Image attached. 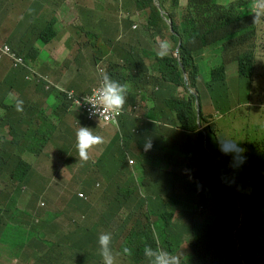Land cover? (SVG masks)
<instances>
[{
	"label": "rangeland",
	"instance_id": "rangeland-1",
	"mask_svg": "<svg viewBox=\"0 0 264 264\" xmlns=\"http://www.w3.org/2000/svg\"><path fill=\"white\" fill-rule=\"evenodd\" d=\"M30 1L31 0H9L12 4L2 6L1 11L4 13V19L0 21V30H3V33H7V31L11 30L16 35L17 28L14 25L20 23V26L23 28L28 27L29 31V18L24 14L26 9H31L34 15L42 17L44 25H51L55 32L51 41L46 44H43V42L35 43L39 46L42 45L40 47V56L43 55L44 50L46 52L43 60L37 65V69L41 73L49 71L47 60L50 61V65L57 68L58 73L62 74L63 72H67L68 69L63 68L64 60H66V55L63 50L68 48V46L70 50H79L80 55L83 51L85 54H89V60L86 61L83 66L81 60L79 61L76 58H70L73 61L71 63L70 60H68L70 66L79 71L88 68L91 70L96 65L94 60L98 63L100 60L105 61L104 58H101L99 49L111 46L110 44L114 45L112 47L113 49H116V41L119 45L137 48V50H140V55H142L143 59H146V50H154L157 52L159 41L167 40L170 42L171 51L169 54L171 55L176 46L175 41L169 36L166 25L162 22L158 21V26L162 33L159 40L157 36H154L155 32L153 30H157V27H146V15L141 12L131 0H120V5L114 9V14L117 16V19H115V15L109 10L110 8L106 6V0L102 2H100V0H90V5L88 7H84L80 0H70V7L74 5L75 12L74 14L70 12L68 18L60 15L67 7L57 4L55 0H44L43 3L33 4L30 3ZM117 1L118 0H113L114 4ZM181 1L183 3L181 9L185 11L186 0ZM222 1L225 3L229 2L226 0ZM230 1L235 3L241 2V0ZM261 3L262 0H255L252 5L256 16L259 15V22L255 23L253 34L247 38L243 46H232L225 62L226 65H235V62L231 59V54L244 50L252 52L256 63L254 78L257 83L263 85L262 94H264V7L259 6ZM165 4L167 7L171 5ZM8 10H13L15 14H8ZM94 13L97 19L93 21ZM100 18H105L107 21L101 23L98 21ZM249 18L250 12L246 9L242 16V22L247 23ZM5 19H10L12 21H6ZM67 22L68 24H66ZM108 22H113V25H109V28ZM134 24L137 25L135 29L132 28ZM77 26H84V29L89 31V34L85 35L83 40L89 41L95 36L92 38L95 46L90 45L87 47L86 45H82V49H80L79 44L73 42L72 30ZM22 27L20 28L23 30ZM38 32L39 30H36V33ZM29 34L30 33L27 35ZM43 45H46L44 50ZM213 56L214 55L210 56V52L207 48H202L199 51V55L196 57V63L198 65L196 81L199 86L194 85V91L189 89V93L194 97L196 109H199L200 104L204 115L203 120L199 123L203 124L204 122H208L213 125L217 137L222 140L235 138L236 141L242 144L252 146L250 151H257L255 136L264 135V97H256V101L254 103L252 102L250 105V98L253 97V87H255V84L252 82V86H249L247 79L241 78L237 72V68L232 66L229 67V74L233 81L225 85L223 92H219L217 86L214 84L210 86L207 84V86H205V74L201 69L202 60H206V63L212 66ZM154 60L153 58L150 59L152 62ZM5 64V69L2 71L3 74H5L6 69L9 67L8 63ZM166 72L170 73L171 69L166 68ZM134 73L139 74L140 70L135 69ZM99 74V71H93L92 78H97ZM44 75L45 74L40 75L39 79L34 81L26 91L32 94V92H40L43 88L50 87L51 83L47 82V78ZM77 75V73H74L72 79H70V76L67 77V84L70 87L76 86L74 83L78 82ZM206 81L207 80H205V82ZM135 82L136 84L128 82V86L130 94L134 95L137 99L140 98V96H144L146 93H151L160 100L165 99V94H167L169 98L179 95V87L175 84H172L170 86V91L165 93L163 89L157 90V88L160 87L159 85L153 84L151 87L141 88L139 87L140 81ZM18 83L19 80H16L13 83V88H16ZM96 86L97 84L92 85V87ZM180 93H182L183 97H186L188 95L186 87H183ZM40 94L41 96H45L43 93ZM6 97H8V95ZM148 97L151 98L150 95H148ZM224 100H228L227 105H224ZM149 101L155 104L154 99ZM55 104H58L57 97ZM62 105L60 104L55 111H52L51 108L53 107L51 106L50 108V105H48V109H46V111L42 110L40 115L51 116L54 124L60 121L65 122L64 117L66 115L70 116V111H63ZM248 112L254 114V116L250 115ZM34 116L41 118L37 115ZM128 117L129 114H126L125 118ZM174 117H177L176 114ZM5 121V109H0V157L8 161L9 168L13 167L14 161L17 158L22 157L25 162L32 166L33 171L31 172V180L26 185L31 186L29 187L30 192L40 195V206L42 208L45 207L64 213L51 222L49 230L45 231L46 236L57 239L63 234L69 233L72 229L80 230L83 233L87 232L91 226V222L87 220V217L80 212L70 213V210L62 203V200L70 199V195L77 189H70V192H67L66 183H61L62 177L59 175L60 171H57L58 173L56 172V168H62L64 165H67L72 158L77 156L75 149L76 131L79 127L84 126L76 120H73L68 127L64 141H53L51 147L45 148V153L41 155V158H47L46 156L50 155V167H48L45 165V161L37 160L35 154L32 152V147L28 151L22 139L11 141ZM169 125V127H163L162 125L154 127L152 134L148 137L146 136L141 141V148L136 146L135 140L131 138L125 139L123 131H119V160L125 163L128 157H132L136 161V164L132 166L134 169L132 173L133 184L122 185L121 188L124 189V191H129L131 194L146 196L147 201L142 200L138 203V206L140 208L145 207L147 215L159 220L158 224H160L162 228L166 226L165 234L163 232L158 233L156 229L152 228L154 236L158 241V245L155 249L175 251L179 255L185 257V264H195L192 257L188 255V245L194 240V229L191 220L195 213V199L203 197L206 194V180L212 179V169L211 165H209L206 174L197 173L195 175L196 166L194 165V151L199 145H202L206 149L210 159L212 153L204 144L206 136L203 134V131L198 129H186L179 121L170 123ZM40 128L44 131L46 125L41 123ZM91 129L93 133L99 132L98 127H93ZM140 130L142 133L146 130L149 131V124L147 121H141ZM146 139H150L152 143V148L148 151L144 150ZM185 149H189L190 153L187 154L184 152ZM36 171H40L45 175L47 191H38L33 185V174ZM67 172H69V170H67ZM187 173H190V175L187 176ZM150 179L154 180V184L157 187L156 194H152L156 192V189L150 188L149 184H144L145 191L148 193L144 191L141 185L142 182ZM136 180L137 183L135 182ZM22 189H25V186H22ZM22 189L17 182V178L10 177L8 170L3 169L0 171V214L4 211L12 213L16 210L18 214L22 213L21 218L24 220L19 225L9 222L6 228L2 230L0 234V261H2L5 254L3 250L4 246H6L7 253L11 258L14 256L16 259L23 260V251L30 237L35 232V215H31L29 212L23 213V210L29 202L27 196H24L22 202H17V196L22 195ZM121 194L124 193L122 192ZM100 195L101 191H98L93 194V197L98 198ZM79 198L81 197L79 196ZM82 199H86V196L84 195ZM150 199L158 200L157 204L160 206L161 215L155 216L152 214V209L149 204ZM259 202H261V200L257 201V203ZM81 205L91 214L92 222L96 225L98 231V237L101 233H105L104 229L97 224L98 221L105 220L102 216L107 210L105 203L101 199H98L92 204L91 209L87 207V204ZM130 211H133V208H131ZM15 223L17 222L15 221ZM152 223H154V221H152ZM180 226L185 227L184 231H178ZM170 229L175 231L173 235H170ZM83 254L84 250L78 248L73 253V256L79 258V256ZM136 254L141 261L140 264H149L148 259L144 256V247L140 248ZM125 255L127 259L129 258L131 260V258L134 257V252H132L131 255ZM3 264H5V262H3ZM115 264L126 263L122 257L115 256Z\"/></svg>",
	"mask_w": 264,
	"mask_h": 264
},
{
	"label": "clouds",
	"instance_id": "clouds-1",
	"mask_svg": "<svg viewBox=\"0 0 264 264\" xmlns=\"http://www.w3.org/2000/svg\"><path fill=\"white\" fill-rule=\"evenodd\" d=\"M157 2L161 5L162 9L164 10V15H162L157 5ZM254 2L255 0H241L240 3H236V9L234 13H235V23L237 26V30L229 31L222 27H219L220 34L218 37L214 39L217 43L222 44L224 42V39L229 38L234 42L236 46L238 45L243 46L245 44L247 38L254 32L255 23L259 22V15L256 16L255 11H253L252 5ZM154 3L159 9L161 17L168 25L167 28L168 32H172L173 34L177 35L178 33L174 30L173 21L172 18L170 17L169 12L166 9H164L160 0H154ZM10 4L12 3L9 2V0H0V10L2 6L10 5ZM187 4H188V0H186L185 3L186 7ZM182 5L183 3L180 0L181 11H182L181 9ZM259 6L264 7V0H262V3ZM246 9L250 12L249 21L247 23H244L243 25H240L239 24L240 13L242 10L245 11ZM140 11L143 12L142 10ZM143 13L145 14V12ZM5 20L12 21L10 19H5ZM168 20L171 21L172 26H170ZM146 27L152 28L148 26L147 21H146ZM132 28L133 29L137 28V25L136 24L132 25ZM153 31L155 32L154 36H157L159 40V37L161 36L162 33L158 35L156 32L157 30H153ZM94 37L95 36H93L92 38ZM200 38L202 37H200V33L198 31H191L190 34L187 36L186 40L190 45L197 46L204 41L202 40L198 42ZM181 43L182 40L179 39L177 45L175 46V49L173 50V54L171 55L169 54V52L171 51L170 42L167 40L159 41L157 52L154 50L151 51L146 50V59H143L142 55L141 57L144 60L143 62L144 67L148 71H153L156 72L157 74H161V67L157 66V61L160 58H164L165 56H169L171 58H173L174 56L177 57L178 64L183 72L182 76L179 78V81H175L176 82L175 85L179 87V95L177 97L170 98L167 104H162L160 101H158L157 103H159V105L161 106L167 107L169 110L174 112L172 116L173 122H168L167 125L168 127L170 126L169 125L170 123L179 121L178 115L181 114L185 121V125L181 123L183 127L189 130L198 129L200 131H203V134L206 136L204 139V144L210 149L212 153V157L211 159L209 158V155L206 149L204 148V146L199 145L197 147V149L194 151L195 153L194 165L196 166L195 175L197 173L206 174L208 166L211 165L212 176H214L217 159L218 160L221 159L220 155L217 152L218 150H216V148L218 147L225 154L234 153L236 156H238L242 167L244 168V170H246L251 180L254 183H257L259 186L264 187V135L255 136L257 151H250V148H252V146L242 144L241 142L236 141L235 138L232 136L231 137L234 139L230 138V139L222 140L217 137L216 132L213 129V125H211L208 122H204L203 124L199 123L204 118V115L201 110V105L199 104V109L197 110L194 103V97L189 93V89L194 91L195 89L193 88V86L194 85L199 86V84L197 83L196 78H195V84H192L189 78V71L185 69L184 63L181 59V55L179 52ZM41 46L42 45L37 46L38 54L35 60L29 61L28 64L27 61H25V58L22 57L20 59V63L16 68H14L13 72L15 74H18V76L20 77L23 85V92L26 95H28L30 100L32 94L28 93L26 90L34 81H37L39 79L40 75L45 74L44 76H46L47 82L51 83V86L43 88L40 92H34V93L37 94V96L42 97L43 99H45L46 96L48 95L51 96V99L48 100V105H50V108L52 105H56V107L58 108L60 104L61 105L64 104L61 107L65 112L70 111V117L72 118V121L76 120L78 123H81L84 126V127H79L76 132L77 156L71 159L73 165L71 166V168H63V167L59 168L60 170L59 175H61L62 177L61 183L62 182L63 184L66 183V191L70 192V189H77L74 193L70 195V199L62 200V203L67 208H69L71 199L74 200L82 199V197H84L85 195L86 199L83 200L89 201L88 200L89 195L93 196L94 193L101 191L104 185V176L101 172V168L103 165V158L106 152L110 148L116 149L119 152V139H118L119 131H123L125 139L131 138L135 140V144L137 147L139 148L142 147L141 141L143 139L140 138L139 136H135V135L131 136L128 130L122 127L121 125L122 120L124 119L123 107L125 105L126 99L136 98V97L132 94H127L128 87L126 84H120L119 82L112 79L113 77L111 76L112 75L111 70L114 71L118 63L123 61V59L119 57L121 53H118L116 49L112 48L114 45L104 47L102 50L99 49L101 53V58H104L105 61L100 60V62L96 63V65L91 70L88 68L79 71L78 69H75L74 67L70 66L68 71L63 72L62 74L58 73L57 68L55 66L50 65L49 60L46 61L49 66V71L45 73H41L40 71H38L37 65L40 61L43 60L44 55H46V52L44 50L46 45H43L44 53L42 56H40ZM65 50L66 48L63 50V52ZM12 53H13V47L11 42L0 36V60H5V63H7L11 55L14 57ZM229 53L230 52L228 51L222 54L226 69L225 85L233 81V79H231L229 74V67L232 66L234 68H237V72L239 76L241 78H246L249 86H252V82L255 84V87H253L254 88L253 97L250 98V105H251L252 102L254 103L256 101V97H261V96L264 97V94H262L263 85L261 83H257V81L254 78V73L256 70L255 57L252 54V52L246 50L234 53L236 61L243 64L244 68H246L247 70L246 75L241 76V72L239 70L238 64L232 58L233 54H231V59L235 62V65L232 64L226 65L225 60ZM81 54L85 55L86 57V59L82 62V66H83L85 62L89 60V54H85L84 51ZM215 55L216 54H214V56ZM151 58L155 60L152 62L150 61ZM195 64L197 66V71H198V65L196 61ZM214 65L215 62L213 59L212 66ZM212 66L208 64V66H206V68L204 69L203 68L204 64L202 60L201 69L205 74L204 77L205 86H207V81L205 82V80H207V76H208L206 71ZM23 67L28 68L29 72L25 73L24 72L25 69ZM175 69L177 70V68ZM93 71H99L100 74L97 78H92ZM74 73L78 74L77 75L78 82L74 83L76 84V86L70 87L67 84V77L70 76V79H72L74 77ZM177 73H179L178 70ZM182 79L184 80V83ZM93 84H97V86L92 87ZM172 84L174 83L170 82L169 87ZM183 87H186L187 89L188 95L186 97H183L182 93H180ZM223 90L224 89H221L219 90V92H223ZM56 92H60V95L55 96ZM40 93H43L45 96H41ZM148 95H150L151 98H149ZM56 97L58 104H55ZM144 98L155 100L154 95H152L151 93L149 94L146 93L144 96H140V98L138 99H144ZM3 100L4 103H9L10 106H14L13 115L11 116L9 115V113L5 108L6 119L10 116L13 122V130L9 128L12 122L7 123L6 125V127L8 128L7 132L10 135L11 141L22 139L24 141L25 147L29 151V149H31L32 146L28 145L26 136L30 134L32 131H37V130L31 125H28V114L26 110L22 107L23 101H20L17 98V96L12 94H9L8 97H5ZM183 100L185 101L189 100L192 102V104H185L184 106H182V108L179 109L178 107L181 105V103H178V101H183ZM31 102L34 105L41 106V111L42 110L46 111V109H48V106L43 108L42 104H40L39 102L37 103L33 101ZM227 103L228 100H224V105H227ZM134 108H136V105H134ZM51 109L52 111L54 110L53 108ZM78 113L80 114V116L78 115ZM40 114L41 112L35 115L40 116ZM175 114L177 117H174ZM250 115L254 116V114H250ZM134 116L136 115L134 114ZM105 117H111L112 119L107 120L105 119ZM38 120H40V125L41 123H44L46 125V129L44 131H42L40 128V134H46V133L59 134L61 130L65 127V122L62 121L54 124L52 122L51 116L49 115H44L43 117L38 118ZM193 124L197 125L196 129H191L188 127V126H192ZM93 127H98L99 132L93 133V130L91 129ZM133 131L137 132V130L135 129H133ZM103 132H106L108 134V138H109L108 140H106L105 137L103 136L102 134ZM37 134L40 135L38 132ZM103 143L105 144L102 146L101 151L96 152L94 156H92L93 149L96 146L102 145ZM151 148H152L151 140L146 139L144 143V150L148 151ZM184 152L188 154L190 153V150L185 149ZM20 159L23 160L22 157ZM81 160L88 162V167L86 172H83L81 170ZM127 161L130 164V169L132 174L134 171L132 166L136 164V161L132 157H128ZM17 169L18 168L16 163L9 170L11 178H15ZM67 170H69V172H67ZM223 171L225 170L223 169ZM188 175H190V173H187V176ZM224 175L226 177L232 176L233 178H235L236 181L238 180L233 172H226ZM114 178H118L120 181H122L125 184H128L131 181H133V179L127 180L125 176H121V177L115 176ZM19 181H21V178H17V182ZM146 183L149 184L150 188L157 190V187L154 184V180L150 179L149 183L148 181L142 182L141 185L144 191H145L144 184ZM239 193L240 191L239 189H237L235 193L236 199H238ZM78 195L81 198H79ZM136 197H137V205L135 208H133V211H130V209L123 211L116 221L129 222L142 218L146 225H151L156 230L158 228L165 230L166 226L162 228V226L158 224L159 220H157L155 217L151 218L147 215V211L145 207L140 208L138 206V203H140L142 200L147 201V197L144 195L142 196L136 195ZM197 204L198 203L195 200V205ZM237 205L239 212L241 210V216L239 217L238 221L230 222V228L225 231L224 236L217 237L219 245L215 249H210L209 264H264V251L262 248L254 247L249 242V233L245 225L244 214L239 200H237ZM79 212L84 214L87 217V220L91 222L90 229L95 233L98 239L99 264H115V256L122 257V259L125 261L126 264H132V258L131 260L129 258L127 259L125 254L131 255L132 252L137 253L140 250L141 247L139 240L137 238L126 233H116L114 235H111V233H101L98 237V231L96 225L92 222L91 214L83 207L80 208ZM228 212L229 210L227 209L226 206H224L222 202V197L214 201L211 205L209 204L204 206L203 204L200 203L198 204V207L196 208L195 213L191 220V224L194 229V240L188 245V249H189L188 255L192 257L195 264L200 263V257L202 256V252L207 253V251L209 250L208 244L212 240L210 237L207 236L206 238H204V236L202 235L201 233L202 224L203 226H209V227H213V226L222 227L226 223L224 216ZM152 214L155 215L153 210H152ZM0 218L3 219V221L0 224V228H1L0 234L2 230H4V227H6L5 225L6 221H11L12 223L16 224L15 221L18 222L22 220V218L18 216L16 210H14L12 213H9L8 211H4L3 213L0 214ZM152 221H154V223H152ZM117 229L122 230L128 228L124 227ZM184 229H185L184 226H180L178 228V231H184ZM45 231L48 230L46 229V225L43 224V227L34 234V236L31 238L28 244L37 247L39 251L35 253H24V259L23 260L17 259V262L16 261H15L16 263L14 262L15 264H34V259L36 258L39 259L44 257L52 250L54 245L57 244H61L62 246L72 247L74 250H77L78 248L82 249L77 245L76 242L70 239L63 238L65 235H68L73 230H70L69 233L63 234L57 239H52L47 237ZM230 237H232L231 242L222 243L224 239H229ZM242 239H244V242H242ZM94 251L84 250V255H87ZM144 256L148 259L149 264H185V257L179 255L175 251L172 250L164 251L162 249H153L149 245H146L144 248Z\"/></svg>",
	"mask_w": 264,
	"mask_h": 264
},
{
	"label": "trees",
	"instance_id": "trees-1",
	"mask_svg": "<svg viewBox=\"0 0 264 264\" xmlns=\"http://www.w3.org/2000/svg\"><path fill=\"white\" fill-rule=\"evenodd\" d=\"M43 1L44 0H31L30 3H43ZM102 1L104 0H100V2ZM131 1L138 9L145 12V14L147 15L148 26L152 28L156 26L157 34H161V30L158 26V21L162 22L163 24H166V22L161 17L159 9L155 5L154 0ZM226 1L229 2L225 3L222 0H188L186 10L181 11L180 0H160L164 9L169 12L170 17L173 21L174 30L178 33L176 35L172 32H169L170 37L176 42V45L179 39L182 40L179 52L185 69L189 71V78L192 84H195L196 78V57L199 55V51L202 48H207L210 52V56L216 54L213 57L215 65L207 69L206 71L208 75L207 84L209 86L211 84H214L219 90L224 89L225 87L226 69L222 54L231 51V47L235 44L229 38L224 39V42L222 44L217 43L214 39L220 34L219 27H222L229 31L237 30L234 13L236 9V3L231 2L230 0ZM55 2L67 7L60 13L62 17L68 18L70 16V12L74 14L75 7L74 5L70 7V0H55ZM80 2L84 7H88L90 5V0H80ZM165 3L171 4V6L168 8ZM115 4L113 0H106V6L110 8L109 10L113 14L114 9H116L120 5V0L115 2ZM7 13L15 14L13 10H8ZM244 13V10H242L240 13V25L244 24L242 22V16ZM2 14L3 12L0 10V21L4 19ZM24 14L27 18H29V31L28 27L23 28L22 26H20V23L14 25L17 28L16 35L11 30L7 31V33H3V30H0V36L11 42L13 47L12 54L14 55V57L11 55L8 59L7 63L9 64V67L6 69L5 74L2 73L6 65L5 60H0V109L6 108L9 115H13L14 106H10L9 103H4L3 100L9 94L15 95L20 101H23L22 107L28 114V125H31L37 130L32 131L26 136L28 145L32 146V152L35 154L37 160L45 161V165L50 167V155H47V158H41V155L45 153V148L51 147V143L53 141H64L72 118L69 115H66L64 117L65 127L59 134H40V120H38V118H36L34 115L41 112V106L34 105L30 101L28 95L23 92V85L20 77L18 76V74H15L13 70L18 66L22 57L25 58V61H27L28 64L29 61L35 60L38 54V45H36L35 43L43 42V44H46L47 42L51 41V39L55 35V32L50 24L44 25L43 18L38 15H34L31 9H26L24 11ZM95 19L97 18L94 13L93 21ZM115 19H117L116 15ZM98 21L103 23L107 20L105 18H100L98 19ZM66 24H68V22ZM109 25H113V22H108V28ZM20 27H22L23 30ZM36 30H39V32L36 33ZM191 31H198L200 33V37L202 38H200L198 42L202 40L204 41L197 46L190 45L187 42L186 38ZM28 33L30 34L27 35ZM88 34L89 31H86L84 29V26H77L72 30V40L73 42L79 44L80 49H82V45H86L87 47H89L90 45L95 46L94 40L92 38L89 41L83 40L84 36ZM116 50L118 53H121L119 57L122 58L123 61L118 63L114 71L111 70V76L113 77L112 79L119 82L120 84L127 85V94H130L128 82L136 84L135 81H140L139 87L141 88L151 87L153 84L159 85L160 87H158L157 90L163 89L164 92L167 93L168 91H170L169 83L172 82L176 84L175 81H179V78L183 74L176 56H174L173 58L169 56L160 58L157 61V66L161 67V74H157L156 72L148 71L144 67V60L140 55V50H137V48H131L126 45H119L116 41ZM64 54L66 55V60H64L63 63L64 69L70 68L68 60H70V63L73 62L70 58H76L79 61L81 60V62L86 59L85 55L79 54V50H70L69 46L64 51ZM232 58L236 61L234 54ZM94 62L98 63L95 60ZM203 64V68L205 69L206 66H208L206 60H203ZM237 64L241 72V76L246 75L247 70L246 68H244L243 64H241L240 62H237ZM23 68L25 69V73L29 72L28 68ZM166 68L171 69V72L167 73ZM175 68H177L179 73H177V70ZM135 69H139L140 73H134ZM16 80H19V83L17 84L16 88H13V83ZM59 95L60 92L55 93V96ZM165 96L166 97L164 100H160L158 97L154 96L156 100L155 104H152V102L149 101L150 99L146 98L126 99L125 105L123 107L124 119L122 120V127L126 128L131 136H139L142 139H144L146 136L148 137L149 135H151L154 127H156L157 125L168 127V122H173L172 116L174 112L169 110L167 107L161 106L159 105V103H157L158 101H160L162 104H167L170 98L167 96V94H165ZM178 103H181V105L178 107L179 109L182 108V106H184L185 104H192V102L189 100L178 101ZM134 105H136V108H134ZM52 107L54 110L57 109L56 105H52ZM126 114H129L128 118H125ZM134 114L136 116H134ZM78 115L80 116L79 113ZM10 116L6 119L5 123L12 122ZM178 119L180 123L185 125L184 118L181 114L178 115ZM141 121L148 122L149 131L146 130L144 133L141 132ZM188 127L191 129H196L197 125L193 124L192 126ZM9 128L13 130V122L9 126ZM133 129L137 130V132H134ZM37 132L40 135H38ZM216 150H218L217 152L220 155L221 159H217L214 176H212L211 180H206V194L203 197L196 198L195 200L198 204L200 203L206 206L209 204L211 205L214 201L222 197V202L224 206L227 207L229 212L224 216L226 223L222 227H209L203 226L202 224V235L204 236V238L208 236L212 240L208 244L209 252H202L199 264H209L210 249H215L219 245L217 237L225 235V231L230 228V222L238 221L239 210L237 200H239L242 206L245 225L249 233V242L254 247L262 248L264 251V187L259 186L257 183H254L251 180L246 170H244V168L242 167L238 156H236L234 153L225 154L218 147L216 148ZM16 163L18 169L15 174V178H21V181L18 182L21 189L22 186H25V189H22V195L17 196V202H22L24 196H27L29 202L23 210V213L29 212L31 215H35V234L43 227L42 220L45 222H50L62 216L64 213L62 211H54L53 209H47L45 207L42 208L40 206V195L30 192L29 187L31 186L26 185L31 180V172L33 171L32 166L27 162L21 160L20 158H17L14 161V165ZM72 165L73 163L72 161H70L67 165H64L63 168H71ZM87 167L88 162L81 160V170L83 172H86ZM3 169L9 171L11 168H9L8 161L0 157V171H2ZM223 169L225 171H223ZM56 171L60 170L56 168ZM101 172L104 176V185L101 189V195L98 198L89 195V201L83 199L74 200L75 205L80 206L81 204H87V207L91 209L92 204L96 200L101 199L105 203L107 210L102 214L105 220H100L97 222V224L104 229L105 233H111V235H114L116 233H126L137 238L139 240L141 248H145L146 245H149L153 249H155V247L158 245V241L154 236V231L152 230L153 227L151 225H146L142 218L129 222L116 221L123 211L135 208L137 205L136 194H131L129 193V191H124L121 186L127 184L123 183L118 178H114L115 176H125L127 180H132L129 162L126 161L124 163L120 161L119 152L116 149L110 148L103 158ZM226 172H233L238 180L236 181L232 176L226 177L224 175ZM33 182V185L38 191H47L45 175L40 171H36L33 174ZM135 182L137 183V181ZM237 182L239 183V185ZM128 184H133V181ZM237 189H239L240 191L238 199H236L235 195ZM122 192L124 194H121ZM258 200H261V202L257 203ZM157 201V199H150V208L154 211L155 215H161L162 212H160V206L157 204ZM198 204L195 205V210L198 207ZM21 215L22 213L18 214L19 217H21ZM2 221L3 219L0 218V224ZM23 221V219L18 221L16 225L21 224ZM7 224L8 223L5 222V225ZM124 227L128 229H117ZM206 228L209 229L207 230ZM156 231L158 233L163 232L165 234V230L161 228H158ZM174 232V230L170 229V234L173 235ZM63 238L70 239L76 242L80 248L86 251H95L87 255L83 254L79 256V258H75L73 256L75 250L72 247L57 244L54 245L52 250L44 257L34 259V264H99L98 239L91 229H89L85 233L80 230H73ZM231 241L232 237H230L229 239H224L222 243H229ZM242 242H244V239H242ZM140 263L141 261L139 257L136 253H134V257H132V264Z\"/></svg>",
	"mask_w": 264,
	"mask_h": 264
},
{
	"label": "crops",
	"instance_id": "crops-1",
	"mask_svg": "<svg viewBox=\"0 0 264 264\" xmlns=\"http://www.w3.org/2000/svg\"><path fill=\"white\" fill-rule=\"evenodd\" d=\"M30 98H31L30 101H33V102H35V103L39 102L40 104H42V107L45 108V107L48 106V100L51 99V96L48 95V96H46L45 99H43L42 97H39V96H37V94H35L34 92H32V97H30ZM39 117H43V116L40 115ZM102 134H103V136L105 137L106 140L109 139V138H108V134H107L106 132H103ZM104 144H105V143H103L102 145L96 146V147L93 149L92 156H94V154H95L96 152H100V151H101V148H102V146H103ZM75 200H77V199H75ZM80 208H82V205H80V206L75 205V203H74V199H71V201H70V207L68 208V210H70V213H72V212H79V211H80ZM56 219H57V218H56ZM52 221H53V220H52ZM52 221H50V222H49V221H48V222H45V221L42 220L43 224L46 225V229H47V230H49V225H51V222H52ZM6 222L9 223V222H11V221H6ZM5 228H6V227H4V229H5ZM70 228H71V227H70ZM0 230H1V228H0ZM72 230H73V229H72ZM33 236H34V235H32V236L30 237V240H31V238H32ZM30 240L28 241V243H27V245H26V248H25V250L23 251V253H35V252H38V251H39V249H38L37 247H35V246H31V245H28L29 242H30ZM3 250L5 251V254H4L3 258H2V261L5 262V264H13L17 259H16L14 256L11 258V257L8 255L7 250H6V246L3 247ZM2 261H0V264H3Z\"/></svg>",
	"mask_w": 264,
	"mask_h": 264
},
{
	"label": "water",
	"instance_id": "water-1",
	"mask_svg": "<svg viewBox=\"0 0 264 264\" xmlns=\"http://www.w3.org/2000/svg\"><path fill=\"white\" fill-rule=\"evenodd\" d=\"M157 5H158V7H159V9H160V11H161V13H162V15H164V10L162 9L161 5H160L158 2H157ZM168 22H169L170 26H172L171 21L168 20ZM240 216H241V210H240V212H239V217H240Z\"/></svg>",
	"mask_w": 264,
	"mask_h": 264
},
{
	"label": "built area",
	"instance_id": "built-area-1",
	"mask_svg": "<svg viewBox=\"0 0 264 264\" xmlns=\"http://www.w3.org/2000/svg\"><path fill=\"white\" fill-rule=\"evenodd\" d=\"M88 109H89V107H88ZM116 117H117V116H116ZM116 117H115V118H116ZM115 118H114V119H115ZM105 119H107V120H111L112 118H111V117H105Z\"/></svg>",
	"mask_w": 264,
	"mask_h": 264
}]
</instances>
